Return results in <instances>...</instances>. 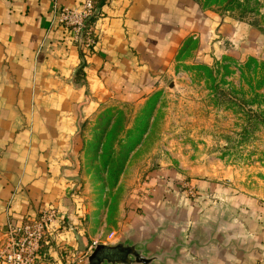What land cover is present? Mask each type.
Here are the masks:
<instances>
[{
	"label": "crops",
	"instance_id": "obj_1",
	"mask_svg": "<svg viewBox=\"0 0 264 264\" xmlns=\"http://www.w3.org/2000/svg\"><path fill=\"white\" fill-rule=\"evenodd\" d=\"M83 1L0 0V235L8 222L53 209L38 264H88L94 249L88 212L75 197L84 122L114 91L141 96L185 41L212 27L193 0H93L98 42L83 57L51 24L55 2ZM252 204L194 212L156 201L128 212L120 235L99 243L132 247L144 261L130 264H264V212Z\"/></svg>",
	"mask_w": 264,
	"mask_h": 264
},
{
	"label": "rangeland",
	"instance_id": "obj_2",
	"mask_svg": "<svg viewBox=\"0 0 264 264\" xmlns=\"http://www.w3.org/2000/svg\"><path fill=\"white\" fill-rule=\"evenodd\" d=\"M244 3L239 19L204 10L208 35L185 41L141 96L114 91L84 122L75 197L88 212L89 250L156 201L194 212L253 202L264 212V125L254 116L264 112V31L250 24L264 30V0Z\"/></svg>",
	"mask_w": 264,
	"mask_h": 264
},
{
	"label": "built area",
	"instance_id": "obj_3",
	"mask_svg": "<svg viewBox=\"0 0 264 264\" xmlns=\"http://www.w3.org/2000/svg\"><path fill=\"white\" fill-rule=\"evenodd\" d=\"M96 12L93 0H84L76 8L57 2L52 6L51 24L68 33L70 43L83 57L88 56L98 42L93 19ZM55 218L56 212L50 209L19 224L8 222L0 235V264H38L40 250L48 241L49 228Z\"/></svg>",
	"mask_w": 264,
	"mask_h": 264
},
{
	"label": "water",
	"instance_id": "obj_4",
	"mask_svg": "<svg viewBox=\"0 0 264 264\" xmlns=\"http://www.w3.org/2000/svg\"><path fill=\"white\" fill-rule=\"evenodd\" d=\"M133 258L144 261L130 246L97 244L87 258L88 264H130Z\"/></svg>",
	"mask_w": 264,
	"mask_h": 264
},
{
	"label": "trees",
	"instance_id": "obj_5",
	"mask_svg": "<svg viewBox=\"0 0 264 264\" xmlns=\"http://www.w3.org/2000/svg\"><path fill=\"white\" fill-rule=\"evenodd\" d=\"M194 2H196L198 4V6L200 7L201 10H211V11H215L217 10H224V11H239V15L240 17H236L237 19L242 18V16L244 15V13H247V5H245L244 2H247L248 0H193ZM95 6V3H94ZM217 7V8H216ZM97 16H94L93 19H95ZM252 26L258 28L260 31H264L262 30L260 27L257 26V24L254 22L250 23ZM257 63L256 60L254 58H250L249 59V63ZM264 81V77H262V80ZM264 86V84H262L260 87ZM255 88V87H254ZM264 88V87H262ZM261 89V88H260ZM253 91H255V96H261V94H256V89ZM264 96V95H262ZM254 116L256 118V123H260L262 125H264V112H255Z\"/></svg>",
	"mask_w": 264,
	"mask_h": 264
}]
</instances>
